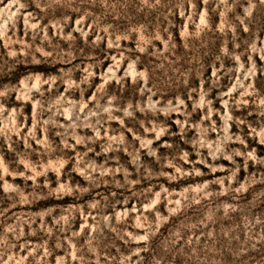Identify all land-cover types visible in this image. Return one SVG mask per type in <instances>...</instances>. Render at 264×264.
<instances>
[{"label": "rangeland", "instance_id": "rangeland-1", "mask_svg": "<svg viewBox=\"0 0 264 264\" xmlns=\"http://www.w3.org/2000/svg\"><path fill=\"white\" fill-rule=\"evenodd\" d=\"M0 264H264V0H0Z\"/></svg>", "mask_w": 264, "mask_h": 264}]
</instances>
